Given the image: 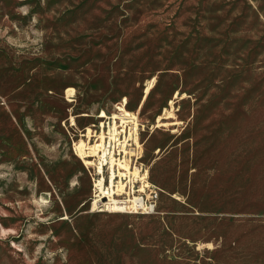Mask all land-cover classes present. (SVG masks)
I'll return each mask as SVG.
<instances>
[{
    "label": "rangeland",
    "instance_id": "obj_1",
    "mask_svg": "<svg viewBox=\"0 0 264 264\" xmlns=\"http://www.w3.org/2000/svg\"><path fill=\"white\" fill-rule=\"evenodd\" d=\"M123 99L152 211L72 150ZM0 264H264V0H0Z\"/></svg>",
    "mask_w": 264,
    "mask_h": 264
},
{
    "label": "bare ground",
    "instance_id": "obj_2",
    "mask_svg": "<svg viewBox=\"0 0 264 264\" xmlns=\"http://www.w3.org/2000/svg\"><path fill=\"white\" fill-rule=\"evenodd\" d=\"M153 81H149L145 88V95L149 93ZM67 96L70 93L74 92L72 87H69L65 90ZM177 96H175L176 98ZM70 100V99H69ZM142 104V103H141ZM172 104V102H171ZM126 99L121 101V106H118L121 111V114H117L115 112L112 113L110 118H120L124 120L125 118L131 119L135 123L136 132L138 130V111L129 112L126 107ZM171 110L165 109L164 115H170ZM83 116H92L90 114H83ZM101 116H107L104 110L101 111ZM71 124L75 125L74 117L71 116ZM162 124L161 116H159L156 120V125L159 126ZM116 127V123L113 122V128ZM79 133L81 130H78ZM87 132H90V127L87 126ZM81 134V133H80ZM79 134V140L77 141V154L82 158L85 165H90L94 167V171L97 177H94L93 183V191L95 200H93V207L97 205L99 200L102 198H107V201L103 202V210H106L110 213L114 212H132V210H137L138 208L147 207V202L138 194L136 196V192H144L146 191L150 183L147 180V170L144 173L140 172V169L136 165H132L128 160H114L113 158L107 159L103 154L97 153V150L94 147H88V149L84 148L85 143ZM137 148L141 147V143L137 142ZM140 181V185L138 189L134 190L135 182ZM128 185V189H127ZM126 194L124 196L123 194ZM133 194V196L131 195ZM122 196L121 198H119ZM103 201V200H102ZM150 206H153L152 204ZM102 210V209H101Z\"/></svg>",
    "mask_w": 264,
    "mask_h": 264
},
{
    "label": "built area",
    "instance_id": "obj_3",
    "mask_svg": "<svg viewBox=\"0 0 264 264\" xmlns=\"http://www.w3.org/2000/svg\"><path fill=\"white\" fill-rule=\"evenodd\" d=\"M119 112L121 113V111ZM110 116H112V113L107 114V116H101V111H99L95 115L98 121L89 123L90 132H87V126L81 129L80 135L85 143L84 148L88 149V147L92 146L97 150V153L103 154L107 159L113 158L116 161L138 162L141 157V150L137 148L139 129L136 132L135 123L129 118L122 120L118 117L113 121ZM113 122L116 123L115 128H113ZM78 138L79 136L71 142L72 150L77 156ZM105 201H107V198ZM148 210L152 211L149 208Z\"/></svg>",
    "mask_w": 264,
    "mask_h": 264
}]
</instances>
